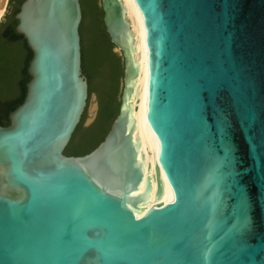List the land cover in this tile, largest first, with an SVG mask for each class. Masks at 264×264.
<instances>
[{"label": "water", "instance_id": "1", "mask_svg": "<svg viewBox=\"0 0 264 264\" xmlns=\"http://www.w3.org/2000/svg\"><path fill=\"white\" fill-rule=\"evenodd\" d=\"M131 1L146 50L135 118L139 41L122 0H99L122 88L84 155L65 153L89 97L80 0L14 15L32 56L0 125V264H264V0ZM11 96L0 85V107Z\"/></svg>", "mask_w": 264, "mask_h": 264}, {"label": "trees", "instance_id": "2", "mask_svg": "<svg viewBox=\"0 0 264 264\" xmlns=\"http://www.w3.org/2000/svg\"><path fill=\"white\" fill-rule=\"evenodd\" d=\"M22 1L10 0L11 12L0 26V85L3 90L12 94L8 101L1 103L0 125L2 126L9 124L8 114L23 102L26 83L30 79L27 65L32 52L26 45L23 36L15 30L17 20L14 15L19 10ZM98 1L80 0L82 20L79 30L82 47V71L88 80L89 95L93 90L95 77L102 80L109 71L111 81L103 80L100 84L97 115L87 127L83 126L85 112L83 113L81 121L65 149V153L68 155H84L94 149L105 137L118 111L119 102L116 101L115 82L119 76H122V68L117 54L112 52L114 46L110 43L106 32H102L97 26ZM87 17L90 19L88 23ZM85 34L88 35L87 45H84Z\"/></svg>", "mask_w": 264, "mask_h": 264}, {"label": "bare ground", "instance_id": "3", "mask_svg": "<svg viewBox=\"0 0 264 264\" xmlns=\"http://www.w3.org/2000/svg\"><path fill=\"white\" fill-rule=\"evenodd\" d=\"M6 2H7V0H0V16L2 15V13L5 10ZM122 2H123L124 7H125L126 15L129 18L131 31H135L133 34V40H134V42L136 40L139 41V57L136 60V62L138 63L139 73L135 79L134 91H133V94L131 96V101H132L133 95L135 93V89L138 85L137 91H136V96H135L134 108H133V116L135 118V110H136L139 88L141 85L142 78L146 74V50H145V43H144V36H143L141 21H140L138 14H137V11H136L131 0H122Z\"/></svg>", "mask_w": 264, "mask_h": 264}, {"label": "rangeland", "instance_id": "4", "mask_svg": "<svg viewBox=\"0 0 264 264\" xmlns=\"http://www.w3.org/2000/svg\"><path fill=\"white\" fill-rule=\"evenodd\" d=\"M97 6L99 5V1L97 2ZM112 52L117 54L118 60H119V64L121 66V68H123V60L121 55L119 54L118 51H115L114 48H112ZM121 88H122V76L118 77V85H117V91H116V100L118 101L120 98V92H121ZM97 112V101H96V95L94 93V91H92L89 95V99H88V103H87V107L85 110V119H84V123L83 126H87L88 124H90V122L94 119L95 115Z\"/></svg>", "mask_w": 264, "mask_h": 264}, {"label": "flooded vegetation", "instance_id": "5", "mask_svg": "<svg viewBox=\"0 0 264 264\" xmlns=\"http://www.w3.org/2000/svg\"><path fill=\"white\" fill-rule=\"evenodd\" d=\"M10 9H11V5H10V0H9L8 9H7L5 17L11 12Z\"/></svg>", "mask_w": 264, "mask_h": 264}]
</instances>
